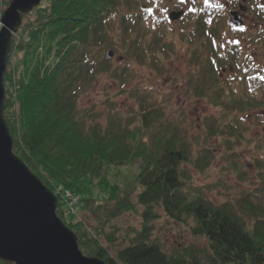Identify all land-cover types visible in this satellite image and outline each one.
<instances>
[{
    "label": "trees",
    "instance_id": "trees-1",
    "mask_svg": "<svg viewBox=\"0 0 264 264\" xmlns=\"http://www.w3.org/2000/svg\"><path fill=\"white\" fill-rule=\"evenodd\" d=\"M166 1L171 4L172 0H44L23 16L17 32L23 37L17 49L23 53L18 68L25 69L26 75L18 98L25 150H20L16 140L13 105L7 92L5 120L14 141L13 151L54 194L56 190H69L80 196L83 204L95 201L86 197L95 187L107 189L106 203L118 200L122 188L117 182L109 184L106 168L138 165L134 177L140 188L137 203L125 199L120 208L123 211L143 208L142 228L115 256L98 247V242L87 236L82 224L74 222V218L70 221L63 218L64 205L57 196V215L77 235L79 248L87 257L99 258L107 264H264V207L255 206L247 195L216 205L200 185H193L185 169L195 163L184 144L182 114L170 115L166 105L148 103L149 96L154 94L152 89H143L136 112L124 118L114 109L106 125L92 119L93 108L78 106L79 89L97 82L100 75L108 80L126 81L125 73L133 62L158 77L164 73L168 53L165 54L160 33L169 25L165 19L169 8ZM10 2L4 0L2 5L6 8ZM195 4L191 16L185 17L195 19L202 40H211L213 47L207 56L195 54L204 50V46L196 44L193 35L186 36L191 47L195 44L191 52L196 64L192 57L190 62L193 65L202 62L213 80L214 68L223 65L231 53L223 50L206 28L217 25L226 11L213 5ZM254 9L261 31L255 32L258 35L250 41L253 47L260 45L257 54L264 59V7L258 2ZM113 37L119 39L117 46L111 40ZM158 45L163 47V53L156 51ZM213 49L219 51L218 59L212 58ZM109 50L121 53L118 55L123 61L117 66L112 65ZM238 56L232 60L234 68H231L236 71L228 85L216 79L214 90L203 97L215 108H232L242 113L255 111L264 106V68H259L257 62L240 63ZM198 71L200 76V68ZM223 112L225 118L231 113ZM225 118L213 117L208 132L221 135L224 145L254 141L259 152L264 153V136L258 137L260 142L257 138L249 140L244 136L249 129L245 120L234 118L224 123ZM261 121L257 119L255 124ZM227 148L229 151L228 145ZM205 153L202 161L210 162L205 159L211 153ZM203 166L202 162L197 165ZM159 209L168 219L187 226L194 237L206 241L205 259L190 250L168 256L152 241L151 222L158 219ZM0 264L9 263L0 261Z\"/></svg>",
    "mask_w": 264,
    "mask_h": 264
},
{
    "label": "rangeland",
    "instance_id": "rangeland-1",
    "mask_svg": "<svg viewBox=\"0 0 264 264\" xmlns=\"http://www.w3.org/2000/svg\"><path fill=\"white\" fill-rule=\"evenodd\" d=\"M2 2L4 3V0ZM2 2L0 3V20L4 11L9 7L5 8ZM196 2L199 3V6L208 4L226 11L224 13L225 17L217 25L214 24L212 27L206 28L208 34L209 32L214 34V38H216L217 43L220 42L221 48L223 50L227 49L226 52L231 53L228 59L223 61V65L214 68L213 77L215 78L213 80L209 77L208 71L205 70L202 62L200 65H193L190 62L192 57L193 63L196 64V57L191 52L195 44L191 47L187 43L186 36L193 35L194 38H197L196 44H203L204 50H197L195 54L199 53L207 56L208 51L212 50L213 47L211 40H202L201 32L197 30L195 25V19H187L197 6ZM258 2L264 7V0H172L171 4L166 1L169 8L165 19L169 25L167 29H163L160 33V40L165 42L163 47L166 46L165 54L168 53V57H165L164 73L158 77L152 71H149L147 67L138 66L133 62V67L127 69L125 73L126 81L119 78L108 80L106 76L100 75L97 77V82L92 85L81 86L77 98L78 106L93 108L90 110L92 119H99L106 125L108 116L114 109H117L124 118H128L136 112L141 95H143V89H152L154 94L149 96L151 100L149 99L148 103L152 101L156 105H166L167 113L170 115L182 114L184 144L196 164L185 166V169L189 171L193 185H200L208 198L216 205L229 199L239 200L247 195L249 201L255 206L264 207V153L259 152L261 150L257 148V143L254 141L251 144L238 142L236 145H232L231 142H228L224 145L221 135L216 136L208 132L209 125L213 124V117L222 120L225 118L224 115L226 116L223 110H226L231 113L227 114L224 123H230L234 118L245 120L249 129L245 131L244 136L249 140L257 138L259 141L258 137L264 136V106L255 111L242 113L241 111H232V108H215L211 102L203 97L205 93L214 90L213 82L216 79L219 83L228 85V80L234 77L236 71V69L231 68V66L233 67L231 63L238 54L240 63L245 61L248 63L249 61L257 62L259 68H264V59L257 54L260 51L257 47L260 45L253 47L250 41L252 36L258 35L255 32L260 30L261 27L258 20L259 15L254 13V8ZM179 3L180 6H178ZM240 8L242 9L240 10ZM172 12H183L184 14L178 20L172 21L169 19ZM231 12L238 13V19L243 22V31L237 30L236 25L233 24L232 19H230ZM186 15L188 17H185ZM1 27L0 25V29ZM208 34L206 37H208ZM151 36L156 37L155 35ZM22 37L21 34H15L13 37L12 52L8 58L5 87L6 96L8 92L10 102L13 105L11 113L13 119H15L16 140L20 150L24 151L19 124L20 107L18 98L23 83L26 81V75L25 69L18 68L23 60V53H20L17 49ZM111 40L115 45L119 42L116 37L111 38ZM25 41L28 42V39L26 38ZM163 47L157 46L156 51L158 54L163 53V50H161ZM218 49L220 50V47ZM109 51L113 53L112 65L117 66L122 58H119L118 54L121 53L115 50ZM213 51L214 56L212 58L218 59L219 51L215 52L214 49ZM199 68L200 76L198 75ZM257 119L262 120L260 124H255ZM87 122L92 121L87 119ZM227 145L229 148L234 147H231L228 151ZM206 151L211 153L205 159L211 160L210 162L202 161ZM199 162L204 164L202 168L197 167ZM106 169V176L110 180L109 184L113 185L117 182L122 188L118 200L106 203L105 199L109 192L107 194V189L102 187L92 188L89 191L90 194H86V197L90 196L95 200L86 203L87 205L81 202L80 196L69 190H56L54 195L56 198L58 196L64 205L63 218L66 217L67 221L74 218V222L82 224L86 235L98 242L96 244L98 247L104 248L115 256L119 250L129 245L130 240H133L142 228L143 219L141 214L143 208L137 206L135 210L128 208L126 211H123L122 207L120 208V203L125 199L130 200L134 205L137 203L140 188L137 187L138 184L134 177L136 173L138 174L139 168L135 163V166L131 167L113 166ZM31 172L37 176L32 170ZM157 213L158 219L151 222L153 228L152 241L157 243L165 254L176 256L190 250L197 253L200 258H206L208 250L204 239L194 237L187 226L168 219L162 210H157ZM191 224L193 225L192 222Z\"/></svg>",
    "mask_w": 264,
    "mask_h": 264
},
{
    "label": "water",
    "instance_id": "water-1",
    "mask_svg": "<svg viewBox=\"0 0 264 264\" xmlns=\"http://www.w3.org/2000/svg\"><path fill=\"white\" fill-rule=\"evenodd\" d=\"M44 0H11L0 25V261L10 264H106L79 249L77 235L57 216L58 199L15 155L14 141L5 121V77L13 37ZM246 1V0H243ZM242 9V8H241ZM183 12H172L178 20ZM237 12L230 19L238 28ZM108 57L113 58L109 52ZM123 59L121 58L120 61Z\"/></svg>",
    "mask_w": 264,
    "mask_h": 264
},
{
    "label": "snow or ice",
    "instance_id": "snow-or-ice-1",
    "mask_svg": "<svg viewBox=\"0 0 264 264\" xmlns=\"http://www.w3.org/2000/svg\"><path fill=\"white\" fill-rule=\"evenodd\" d=\"M241 31H243V29H240Z\"/></svg>",
    "mask_w": 264,
    "mask_h": 264
},
{
    "label": "bare ground",
    "instance_id": "bare-ground-1",
    "mask_svg": "<svg viewBox=\"0 0 264 264\" xmlns=\"http://www.w3.org/2000/svg\"><path fill=\"white\" fill-rule=\"evenodd\" d=\"M17 34V33H16Z\"/></svg>",
    "mask_w": 264,
    "mask_h": 264
}]
</instances>
